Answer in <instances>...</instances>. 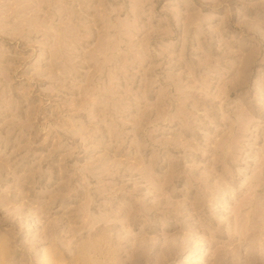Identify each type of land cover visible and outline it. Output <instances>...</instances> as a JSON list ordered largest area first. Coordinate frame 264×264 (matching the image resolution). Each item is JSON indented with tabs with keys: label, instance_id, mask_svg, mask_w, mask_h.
Masks as SVG:
<instances>
[{
	"label": "rangeland",
	"instance_id": "rangeland-1",
	"mask_svg": "<svg viewBox=\"0 0 264 264\" xmlns=\"http://www.w3.org/2000/svg\"><path fill=\"white\" fill-rule=\"evenodd\" d=\"M0 264H264V0H0Z\"/></svg>",
	"mask_w": 264,
	"mask_h": 264
}]
</instances>
